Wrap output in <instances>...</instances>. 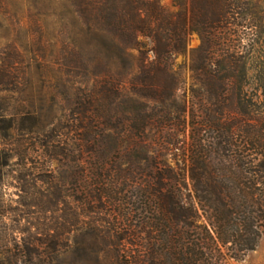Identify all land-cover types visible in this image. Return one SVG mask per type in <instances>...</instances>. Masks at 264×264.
Segmentation results:
<instances>
[{
  "label": "trees",
  "instance_id": "1",
  "mask_svg": "<svg viewBox=\"0 0 264 264\" xmlns=\"http://www.w3.org/2000/svg\"><path fill=\"white\" fill-rule=\"evenodd\" d=\"M161 1L54 0L115 70L85 97L82 215L68 207L97 245L68 247L73 264H233L264 239V0Z\"/></svg>",
  "mask_w": 264,
  "mask_h": 264
},
{
  "label": "rangeland",
  "instance_id": "2",
  "mask_svg": "<svg viewBox=\"0 0 264 264\" xmlns=\"http://www.w3.org/2000/svg\"><path fill=\"white\" fill-rule=\"evenodd\" d=\"M161 3L172 13L179 10L175 0ZM5 8L0 15V264H73L79 255L68 253V247L97 245L82 229L79 201L85 97L101 92V76L115 70L99 67L98 45L82 31L72 8L54 0H8ZM197 45L194 35L190 47ZM131 56L127 79L140 65L138 54ZM187 60L179 56L174 67L185 87L189 74L181 66ZM68 140L73 159L65 156ZM83 159L93 161L88 153ZM69 204L79 208L80 218L72 216ZM53 243L59 249L48 254ZM233 264H264V239Z\"/></svg>",
  "mask_w": 264,
  "mask_h": 264
}]
</instances>
